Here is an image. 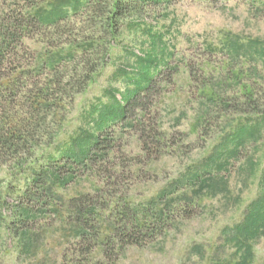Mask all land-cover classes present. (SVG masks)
Returning a JSON list of instances; mask_svg holds the SVG:
<instances>
[{"label":"rangeland","instance_id":"rangeland-1","mask_svg":"<svg viewBox=\"0 0 264 264\" xmlns=\"http://www.w3.org/2000/svg\"><path fill=\"white\" fill-rule=\"evenodd\" d=\"M68 1L12 64L41 67L83 37L109 51L26 165L0 163V264H89L87 229L88 258L104 261L114 227L140 218L156 237L114 264H264V0H123L114 38L88 0ZM60 2L0 0V23ZM60 66L64 78L79 70L68 56Z\"/></svg>","mask_w":264,"mask_h":264},{"label":"trees","instance_id":"trees-1","mask_svg":"<svg viewBox=\"0 0 264 264\" xmlns=\"http://www.w3.org/2000/svg\"><path fill=\"white\" fill-rule=\"evenodd\" d=\"M43 3L45 0H36ZM72 2V1H71ZM70 1L53 5V11L43 13L37 9L34 13H21V16L6 14L0 23V163L8 159L16 164L24 165L29 159L28 151L33 144H38L39 133L47 128L48 117L51 113L59 114L74 100V96L84 92L94 80L98 70L103 67L109 47L105 44H97L102 38L91 39L78 38L70 41L69 50L65 54L62 51H53L40 67L21 66L15 63L17 55L16 47L20 46L23 37L30 33L35 27L46 25H59L60 21L68 17L66 6ZM92 4V11L97 14L102 27L106 29L111 38L119 32L120 20L129 11L123 0H88ZM80 4L81 0H75ZM34 5V4H31ZM76 8V6H75ZM78 9V8H76ZM73 42V43H72ZM72 43V44H71ZM100 46L103 50H100ZM76 48H81V54L76 55ZM94 51V52H92ZM96 55L98 57L94 58ZM101 56L105 57L99 58ZM68 56L72 57V64H76L79 70L64 78L61 62ZM101 61V62H99ZM11 64V66H10ZM68 64H64V66ZM49 67L53 72L51 77L42 79V70ZM150 86V85H149ZM138 94L133 96L132 99ZM132 99L123 107L127 112ZM102 145L101 137L95 140L91 150L100 151ZM81 158L86 159L85 155ZM80 159V158H79ZM26 165V164H25ZM89 196H84L87 198ZM84 198H78L84 199ZM126 213V212H124ZM137 214V213H136ZM140 218V217H139ZM156 230L148 225L147 219H136V223L129 227L128 224L114 227L112 234L103 243L104 261L92 262L88 255L96 246V237L91 230H86L81 240L91 244L81 254L87 257L89 264H114L127 245L140 244L144 236L150 239L156 237ZM88 240V241H87ZM91 262V263H90Z\"/></svg>","mask_w":264,"mask_h":264}]
</instances>
